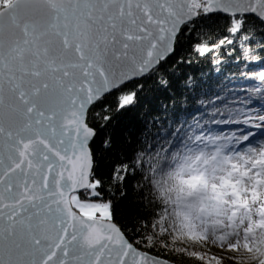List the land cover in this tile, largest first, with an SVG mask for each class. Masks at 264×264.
<instances>
[{
    "label": "snow or ice",
    "instance_id": "6c2138e0",
    "mask_svg": "<svg viewBox=\"0 0 264 264\" xmlns=\"http://www.w3.org/2000/svg\"><path fill=\"white\" fill-rule=\"evenodd\" d=\"M256 62L264 0H0V264H264Z\"/></svg>",
    "mask_w": 264,
    "mask_h": 264
},
{
    "label": "trees",
    "instance_id": "16d2710c",
    "mask_svg": "<svg viewBox=\"0 0 264 264\" xmlns=\"http://www.w3.org/2000/svg\"><path fill=\"white\" fill-rule=\"evenodd\" d=\"M212 66L208 65L207 62L199 61L194 62L193 64V70H199L201 75L205 73H209V70ZM262 69L261 65L256 63H248V64H240L238 67H233L230 72H225V79H222L220 82V85L217 86V89L222 86L223 84H228L229 87H251V86H260V81L257 78H255L251 83L247 80H245L243 77L240 76V72H258ZM212 76L217 77L219 76V72L212 70ZM229 80H231V83H229ZM196 264H199V262H196ZM227 264V262H225Z\"/></svg>",
    "mask_w": 264,
    "mask_h": 264
},
{
    "label": "rangeland",
    "instance_id": "374dc122",
    "mask_svg": "<svg viewBox=\"0 0 264 264\" xmlns=\"http://www.w3.org/2000/svg\"><path fill=\"white\" fill-rule=\"evenodd\" d=\"M211 252V254H215V255H225V253L220 252L219 250L212 248L209 250Z\"/></svg>",
    "mask_w": 264,
    "mask_h": 264
}]
</instances>
